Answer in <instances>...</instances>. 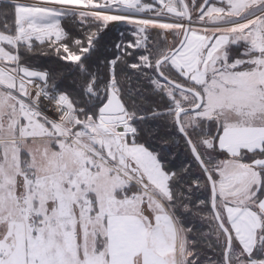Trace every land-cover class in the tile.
Here are the masks:
<instances>
[{"label":"snow or ice","instance_id":"snow-or-ice-1","mask_svg":"<svg viewBox=\"0 0 264 264\" xmlns=\"http://www.w3.org/2000/svg\"><path fill=\"white\" fill-rule=\"evenodd\" d=\"M0 264H264V0H0Z\"/></svg>","mask_w":264,"mask_h":264},{"label":"trees","instance_id":"trees-1","mask_svg":"<svg viewBox=\"0 0 264 264\" xmlns=\"http://www.w3.org/2000/svg\"><path fill=\"white\" fill-rule=\"evenodd\" d=\"M76 32H74V34H75ZM77 34V33H76ZM117 37H116V33H115V31H113L112 33H109V37H108V39H110V40H114V39H116ZM39 62L40 63H44V64H47V65H50V66H54V67H59V66H56L55 65V63H54V59H47V58H40V60H39Z\"/></svg>","mask_w":264,"mask_h":264},{"label":"rangeland","instance_id":"rangeland-1","mask_svg":"<svg viewBox=\"0 0 264 264\" xmlns=\"http://www.w3.org/2000/svg\"><path fill=\"white\" fill-rule=\"evenodd\" d=\"M76 34V33H75Z\"/></svg>","mask_w":264,"mask_h":264}]
</instances>
